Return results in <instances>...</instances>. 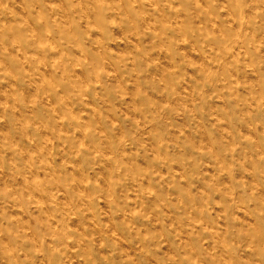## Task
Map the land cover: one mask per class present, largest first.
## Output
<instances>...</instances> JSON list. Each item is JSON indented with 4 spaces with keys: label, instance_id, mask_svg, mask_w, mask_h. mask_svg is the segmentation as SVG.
I'll list each match as a JSON object with an SVG mask.
<instances>
[{
    "label": "rangeland",
    "instance_id": "1",
    "mask_svg": "<svg viewBox=\"0 0 264 264\" xmlns=\"http://www.w3.org/2000/svg\"><path fill=\"white\" fill-rule=\"evenodd\" d=\"M0 264H264V0H0Z\"/></svg>",
    "mask_w": 264,
    "mask_h": 264
}]
</instances>
